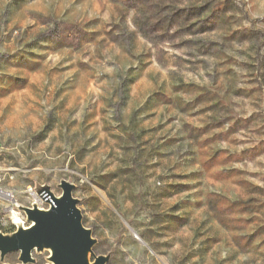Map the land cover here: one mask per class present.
<instances>
[{"label":"rangeland","instance_id":"1","mask_svg":"<svg viewBox=\"0 0 264 264\" xmlns=\"http://www.w3.org/2000/svg\"><path fill=\"white\" fill-rule=\"evenodd\" d=\"M62 180L107 264H264V0H0V231Z\"/></svg>","mask_w":264,"mask_h":264},{"label":"water","instance_id":"2","mask_svg":"<svg viewBox=\"0 0 264 264\" xmlns=\"http://www.w3.org/2000/svg\"><path fill=\"white\" fill-rule=\"evenodd\" d=\"M61 194L55 197L47 186L39 187L37 194L49 206L42 209L17 206L25 216L27 226L14 221L15 231H0V264L12 253H18V264H34L33 253L48 252V264H107L111 253L94 256L97 240L83 225L79 200L73 197L75 186L65 180L58 185ZM93 257V261H91Z\"/></svg>","mask_w":264,"mask_h":264},{"label":"bare ground","instance_id":"3","mask_svg":"<svg viewBox=\"0 0 264 264\" xmlns=\"http://www.w3.org/2000/svg\"><path fill=\"white\" fill-rule=\"evenodd\" d=\"M16 221H18V220H16Z\"/></svg>","mask_w":264,"mask_h":264},{"label":"trees","instance_id":"4","mask_svg":"<svg viewBox=\"0 0 264 264\" xmlns=\"http://www.w3.org/2000/svg\"><path fill=\"white\" fill-rule=\"evenodd\" d=\"M3 233V232H2ZM5 234V233H4Z\"/></svg>","mask_w":264,"mask_h":264}]
</instances>
